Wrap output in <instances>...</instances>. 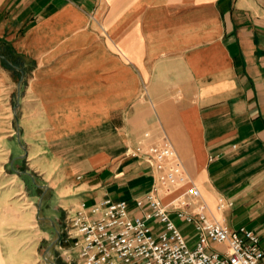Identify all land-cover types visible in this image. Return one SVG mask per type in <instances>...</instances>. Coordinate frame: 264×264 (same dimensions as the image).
Wrapping results in <instances>:
<instances>
[{
  "label": "crops",
  "instance_id": "1",
  "mask_svg": "<svg viewBox=\"0 0 264 264\" xmlns=\"http://www.w3.org/2000/svg\"><path fill=\"white\" fill-rule=\"evenodd\" d=\"M144 132L168 139L209 217L264 250V0H0V264H49L16 162L56 177L68 208L135 210L154 171L124 153Z\"/></svg>",
  "mask_w": 264,
  "mask_h": 264
},
{
  "label": "built area",
  "instance_id": "2",
  "mask_svg": "<svg viewBox=\"0 0 264 264\" xmlns=\"http://www.w3.org/2000/svg\"><path fill=\"white\" fill-rule=\"evenodd\" d=\"M125 156L152 168L150 190L134 200L135 210L110 199L65 210L57 242L65 264H264V250L252 231L230 229L208 216L199 189L188 186L182 162L164 135L153 139L144 132ZM223 208L220 201L217 210ZM173 217L194 227L192 250Z\"/></svg>",
  "mask_w": 264,
  "mask_h": 264
},
{
  "label": "rangeland",
  "instance_id": "3",
  "mask_svg": "<svg viewBox=\"0 0 264 264\" xmlns=\"http://www.w3.org/2000/svg\"><path fill=\"white\" fill-rule=\"evenodd\" d=\"M4 68L10 69L7 65H4ZM11 70V69H10ZM15 72V71H14ZM14 84L16 85L20 79V73L17 72L16 75L14 76ZM24 80L22 81L21 88H20V98H21V92H22V85H23ZM19 98V102H20ZM17 103V91L13 93L12 96V101H11V113H13L14 107L16 106ZM10 113V114H11ZM17 113V120L15 118H12L10 116V119H12L13 125H14V130L15 134L17 133V129L19 130L20 133V125H19V107L16 111ZM14 147L15 152L21 153L23 150L19 143L16 141L12 145ZM129 148L126 149V151ZM125 151V153H126ZM124 153V155H125ZM21 155L18 154V157ZM126 160L129 161L127 156H125ZM142 161V160H141ZM144 162V161H143ZM144 164H146L144 162ZM147 165V164H146ZM14 169L17 172V177H16V184L18 185L19 191H21V196L19 197L20 200V205L25 209V211L30 212L32 215L37 216L39 218H48L51 219L54 222V225L56 229L58 230L59 234L62 229V223H63V218L65 216V210L68 209L67 207V199L70 198V196H60L58 194V188H55L53 185V180L56 177H46L45 175L39 176V175H34L30 173L29 167L24 164V160L16 162ZM19 172V173H18ZM20 172H27L30 173L33 176V180L27 176V175H22ZM153 178V176H152ZM39 186H45L46 191L43 195V202L41 205V210L39 214H36L37 212V203L39 197L43 194V189L40 188ZM53 187V188H50ZM127 191L122 192L124 196L127 194ZM138 192L134 193L136 195ZM139 194V193H138ZM79 196L76 197H71V199L76 200L79 199ZM36 214V215H35ZM173 220H175V217H173ZM32 228L30 229L31 232L39 238V247H38V253L42 255L46 248L49 246V244L54 240L55 238V233L52 227H50L48 224L44 223V220H38V219H33L32 223ZM177 225L179 229L181 230L183 236L186 238L188 247L189 249H193L197 237L195 234L194 227L192 225L186 224L183 221L177 222ZM59 239V238H58ZM38 240L34 241L32 240V243L35 244ZM58 242V241H57ZM32 244V245H33ZM57 243L55 246L50 249V252L46 254V257L50 260V257H54V262L59 263V264H65L59 257H58V250H57ZM213 249H216V247H213ZM218 249V248H217Z\"/></svg>",
  "mask_w": 264,
  "mask_h": 264
},
{
  "label": "water",
  "instance_id": "4",
  "mask_svg": "<svg viewBox=\"0 0 264 264\" xmlns=\"http://www.w3.org/2000/svg\"><path fill=\"white\" fill-rule=\"evenodd\" d=\"M2 59L5 60V58L2 57ZM17 71H19L20 73V79L17 83V103H16V106L14 107V118L17 120V109L19 107V98H20V88H21V84H22V81L24 79V73L18 68V67H15L13 66ZM16 136L17 138L19 139L20 138V134H19V130L17 129V133H16ZM22 175H27L29 176L32 180H33V176L30 174V173H27V172H20ZM40 188L43 189V194L39 197L38 199V203H37V214H39L40 210H41V205H42V202H43V195L46 191V187L44 186H39ZM38 220H44V223L48 224L50 227L53 228L54 230V233H55V238L54 240L49 244V246L46 248V254H48L50 252V249H52L55 244L57 243L58 241V238H59V232L58 230L56 229L55 225H54V222L51 220V219H48V218H39L37 217ZM48 263L49 264H55L53 261L49 260L48 259Z\"/></svg>",
  "mask_w": 264,
  "mask_h": 264
},
{
  "label": "trees",
  "instance_id": "5",
  "mask_svg": "<svg viewBox=\"0 0 264 264\" xmlns=\"http://www.w3.org/2000/svg\"><path fill=\"white\" fill-rule=\"evenodd\" d=\"M3 63H4V62H3ZM4 64L6 65V63H4ZM13 65H14V66H19L16 62H13ZM13 65H12V66H13ZM58 264H59V263H58Z\"/></svg>",
  "mask_w": 264,
  "mask_h": 264
}]
</instances>
